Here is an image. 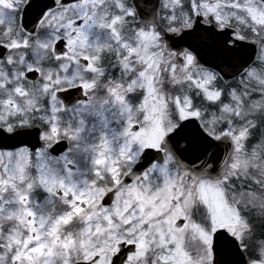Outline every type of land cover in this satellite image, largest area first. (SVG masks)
<instances>
[{
  "label": "snow or ice",
  "instance_id": "snow-or-ice-1",
  "mask_svg": "<svg viewBox=\"0 0 264 264\" xmlns=\"http://www.w3.org/2000/svg\"><path fill=\"white\" fill-rule=\"evenodd\" d=\"M98 89L120 142L77 189L45 162L67 159L79 129L60 118ZM8 189L0 264H264V0H0ZM36 191L62 208L37 220Z\"/></svg>",
  "mask_w": 264,
  "mask_h": 264
},
{
  "label": "rangeland",
  "instance_id": "rangeland-1",
  "mask_svg": "<svg viewBox=\"0 0 264 264\" xmlns=\"http://www.w3.org/2000/svg\"><path fill=\"white\" fill-rule=\"evenodd\" d=\"M95 32L96 29L93 28L89 33L90 36L92 37ZM93 98L94 99L91 100L87 106H77V108L71 113H63L60 118L63 126L69 127L73 130L79 129L76 137L69 141L71 151L68 153L67 159H56L52 161L50 158H47L45 162V175L48 177L54 175L57 179L63 178L66 185H71L77 189L85 188L87 182L93 178L91 177V174H93L94 169L98 167L95 164V160L99 155L97 149L101 144V140L107 141L109 148L112 149L113 155L120 142L118 137V131L120 128L118 117L116 118L117 114L110 112V106H113L114 104H111L109 100L107 102L103 101L106 97H98L96 94H94ZM106 104H108L107 107L105 106ZM92 115L98 117L95 119L96 124H101L98 128H95L88 123L89 120H91ZM116 124H118L117 127ZM106 128L108 129V133H105ZM94 129L96 133L93 131ZM88 135H91L92 137L89 138ZM69 161L77 166L75 170L67 167ZM99 167L103 168L104 166ZM47 196L48 198L51 197L54 201L56 195ZM87 198L89 205H91L96 201L97 194L89 192ZM6 200L10 201L7 205L9 210L14 211L18 207L13 192L10 197L8 194L6 195ZM30 200L31 203L29 206L36 213L37 220H39L41 215H46L51 211L47 209L45 210V213L43 212V208H45L46 205H49V203H45L43 207H38L36 200ZM33 202H35L36 205ZM57 202L62 208L61 202L59 200H57ZM73 230L76 240H78L80 246L83 247L87 242L86 234L78 225L75 229L73 227ZM52 243L55 244L56 241L53 240Z\"/></svg>",
  "mask_w": 264,
  "mask_h": 264
},
{
  "label": "flooded vegetation",
  "instance_id": "flooded-vegetation-1",
  "mask_svg": "<svg viewBox=\"0 0 264 264\" xmlns=\"http://www.w3.org/2000/svg\"><path fill=\"white\" fill-rule=\"evenodd\" d=\"M15 76H16V74L14 73V74L12 75V77H6V78H7V79H11L13 83H16ZM24 103H25V107L29 109V103H28V101H25ZM7 194H8L9 197L11 196V193L9 192V193H6V194H5V198H6V195H7Z\"/></svg>",
  "mask_w": 264,
  "mask_h": 264
}]
</instances>
